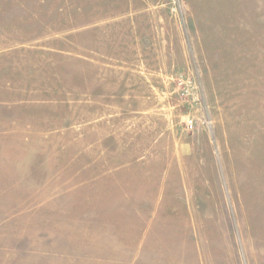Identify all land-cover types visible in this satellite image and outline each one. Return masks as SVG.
<instances>
[{"label":"rangeland","instance_id":"1","mask_svg":"<svg viewBox=\"0 0 264 264\" xmlns=\"http://www.w3.org/2000/svg\"><path fill=\"white\" fill-rule=\"evenodd\" d=\"M0 264H264V0H0Z\"/></svg>","mask_w":264,"mask_h":264},{"label":"built area","instance_id":"2","mask_svg":"<svg viewBox=\"0 0 264 264\" xmlns=\"http://www.w3.org/2000/svg\"><path fill=\"white\" fill-rule=\"evenodd\" d=\"M193 125H194V121L192 118H189L187 119L186 121V126L189 128V129H192L193 128Z\"/></svg>","mask_w":264,"mask_h":264}]
</instances>
